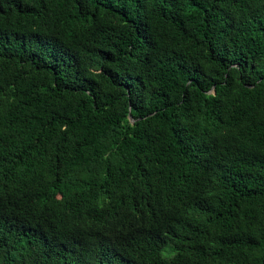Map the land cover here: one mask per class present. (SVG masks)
Segmentation results:
<instances>
[{"label":"trees","instance_id":"16d2710c","mask_svg":"<svg viewBox=\"0 0 264 264\" xmlns=\"http://www.w3.org/2000/svg\"><path fill=\"white\" fill-rule=\"evenodd\" d=\"M0 264H264V0H0Z\"/></svg>","mask_w":264,"mask_h":264}]
</instances>
